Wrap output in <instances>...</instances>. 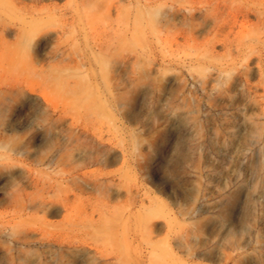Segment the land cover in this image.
I'll return each instance as SVG.
<instances>
[{
  "label": "rangeland",
  "instance_id": "374dc122",
  "mask_svg": "<svg viewBox=\"0 0 264 264\" xmlns=\"http://www.w3.org/2000/svg\"><path fill=\"white\" fill-rule=\"evenodd\" d=\"M0 264H264V0H0Z\"/></svg>",
  "mask_w": 264,
  "mask_h": 264
}]
</instances>
